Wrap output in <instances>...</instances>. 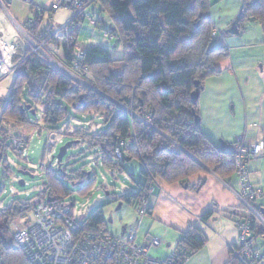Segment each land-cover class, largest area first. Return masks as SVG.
I'll return each mask as SVG.
<instances>
[{
  "label": "trees",
  "instance_id": "trees-1",
  "mask_svg": "<svg viewBox=\"0 0 264 264\" xmlns=\"http://www.w3.org/2000/svg\"><path fill=\"white\" fill-rule=\"evenodd\" d=\"M95 3L115 23L116 37L125 48L124 57L111 59L107 48L86 47L79 63V71L89 84L86 86L38 56L29 55L27 50L14 70L1 117L28 121V112L37 113L32 105L30 110H22L27 105L20 99L23 92L41 106L43 125L37 127L39 132L44 128L62 133L56 125L67 118L69 106L82 118L91 115L72 134L67 133L71 129L69 122L66 134L97 150L105 167L122 172L126 161L137 158L141 162L144 181L138 183L135 192L119 197L128 204L135 203L136 207L151 193L148 185L154 183L155 190L159 180L189 185L188 178L200 171H212L221 178L234 174L233 152L216 147L204 136L199 122H195V117H199L198 100L193 104L190 99L194 82H198L200 93L205 80L219 73L215 64L227 56L224 48H209L212 27L209 0H95ZM42 18L43 14L36 11L29 28L23 26L38 39H41ZM250 20L260 23L264 35V0H242L237 20L239 30ZM74 38H78L77 33ZM74 45L65 36L52 38L47 44L66 65L72 63ZM97 119L108 125L105 130H96ZM5 132L0 126V160L6 148ZM132 135L135 138L124 151L123 163L119 164L113 154L116 141L127 140ZM44 174L47 183H43L44 188L38 195L65 201L68 189L59 181L58 171L47 167ZM77 174L90 185L92 180L87 179L86 172L81 170ZM24 211H29L28 200L24 204L12 200L7 208L0 210V264H32L5 224L8 217L23 215ZM211 213L204 212L201 220ZM83 221L78 224L80 231L105 228L100 209ZM203 243L198 226H191L178 244L187 246L191 256Z\"/></svg>",
  "mask_w": 264,
  "mask_h": 264
},
{
  "label": "crops",
  "instance_id": "crops-1",
  "mask_svg": "<svg viewBox=\"0 0 264 264\" xmlns=\"http://www.w3.org/2000/svg\"><path fill=\"white\" fill-rule=\"evenodd\" d=\"M209 2L211 23L217 27L209 48H224L227 56L215 64L219 73L207 78L199 93V124L201 132L216 147L225 144L226 150L232 152L238 139L245 144L264 143V35L260 23L253 20L245 22L239 34L226 33L240 11L241 0ZM16 36L0 12V55L6 63L10 62ZM258 47L262 48L255 50ZM21 51L20 46L18 54ZM8 75L14 76V72ZM6 120L0 114V126ZM247 169L254 188L262 191V196L253 203L264 212V155L249 160ZM188 184L158 181L146 200L150 212L142 219L149 225L145 234L166 240L165 257L191 226H198L204 243L188 262L224 264L229 257L227 245L238 241L234 221L243 214L230 190L239 188L238 178L235 173L221 178L212 171H200L188 178ZM207 210L212 213L202 221ZM258 246L264 250V237L259 238Z\"/></svg>",
  "mask_w": 264,
  "mask_h": 264
},
{
  "label": "built area",
  "instance_id": "built-area-1",
  "mask_svg": "<svg viewBox=\"0 0 264 264\" xmlns=\"http://www.w3.org/2000/svg\"><path fill=\"white\" fill-rule=\"evenodd\" d=\"M95 5H97L95 0H54L48 10L49 22L40 29L41 39H38L29 34L9 14L3 0H0V12L17 35L11 48L9 70L0 73V78L13 73L29 50V55L38 56L44 63L72 80L89 86L82 72L79 71V63L83 59L85 48L77 43L74 34L77 33L78 25L85 20L95 28H100L103 24L101 15L93 9L90 10L91 6ZM59 9L69 11L70 16L61 24L55 25L53 14ZM36 11L44 16L45 9L38 8ZM24 34L27 35L28 46L23 40ZM104 34L109 39L115 38V27L105 30ZM215 34L216 29H212L211 35L215 36ZM64 36L75 42L70 65L62 62L47 46L52 38ZM20 46L22 54L17 52ZM19 55V59H13ZM3 64L5 63L2 60ZM138 118L142 119L140 116ZM134 138L132 135L127 140L116 141L113 154L119 164L123 163L124 151L130 147ZM52 143L54 144V141ZM11 146L22 155L29 148L28 138L14 136L11 139ZM48 147L51 149V145ZM232 152L239 188H230V190L239 201L243 215L236 219L238 241L236 244L227 245L229 257L224 264H264V250L257 244V240L264 236V213H261L253 203L262 195V191L254 188L247 169L249 160L264 155V143L259 141L245 144L238 139ZM148 189L152 192L154 183L149 184ZM70 206L62 199L55 201L34 196L28 199L29 211L32 214L30 220L18 222L17 216L6 219L13 239L32 264H186L190 258L188 247L184 244H178L165 257L152 256L149 251L164 245L165 240L151 234H146L143 241L138 243L137 233L132 231L127 234L125 230L121 236L113 235L103 227L93 231H80L78 223L70 216ZM137 208L141 216L148 214L149 207L145 199L137 204Z\"/></svg>",
  "mask_w": 264,
  "mask_h": 264
},
{
  "label": "rangeland",
  "instance_id": "rangeland-1",
  "mask_svg": "<svg viewBox=\"0 0 264 264\" xmlns=\"http://www.w3.org/2000/svg\"><path fill=\"white\" fill-rule=\"evenodd\" d=\"M28 1L29 2L24 0H3L9 14L19 24L27 26L28 28L29 23L36 17V10L38 8L45 9L44 16L39 24V28L43 29L49 22L48 10L54 0ZM241 6L242 0L240 9ZM91 9L101 15L103 24L100 28H95L88 20L81 22L77 28V43L84 48L88 46L107 48L111 59L123 58L125 48L122 42H117V37L109 39L104 34V31L107 29L111 27L116 28L115 23L107 13H99L100 10L98 5L91 6L90 10ZM239 13L240 11L238 14ZM69 16V11L59 9L53 14V24H61L69 18ZM212 29H216L217 32L216 26L212 25L211 31ZM211 31L210 37L212 39L214 36L211 35ZM219 38L220 36H218L217 40H219ZM23 40L28 46L27 35L24 34ZM213 41L214 39L210 41V48L212 47ZM260 48L262 47H258L255 50H260ZM22 53L23 51H21L20 54ZM128 54L131 55L132 52L130 51ZM19 58L20 55L13 59L17 60ZM260 65L259 63L258 72L261 70ZM261 74L263 73L261 72ZM13 80V75L0 78V114L13 84ZM20 99L24 104L32 105L37 110V113L33 115L28 112L29 124L25 121L12 119L2 122L6 131L5 138H7V140L5 142L6 148L3 158L0 160V210L7 208L12 200L24 204L28 199L39 196L38 194L44 188L43 183H47L44 170L50 167L54 171H58L59 181L68 189L65 201L69 205L72 204L70 206V216L74 222L81 225L84 222L83 220L87 219L93 211L100 209L105 221L104 227L109 233L121 236L122 229L125 228L127 234L131 231L136 232V241L141 243L143 237L146 235L145 233L149 230V225H147L145 221L142 222L143 217L147 214L141 216L138 213V208L135 203L128 204L119 199L120 195L135 191L138 183L144 181V177L140 173L141 162L137 158L126 161L124 163V171L122 172L117 169L103 166L97 150L90 149L87 143L80 140L78 141L71 135L66 134L65 131L67 124L70 122V127L73 130L69 134H72L76 127L84 125L87 120L91 119V115L87 116V118H82L81 114L69 106L67 118L56 125V129L62 133H53L51 130L47 131V129L45 130L44 128L40 133L38 126L42 127L43 125L41 106L37 105L26 92L20 94ZM97 122L99 124L96 128L97 131H103L108 126L105 124L103 125L101 119H97ZM52 134L54 137H52ZM13 136L28 138L29 148L21 155L22 157H20V154L11 146V139ZM53 141L54 144L52 143ZM67 142L75 143L67 149L59 167L54 156L57 155L60 147ZM49 145H51V149L48 147ZM81 170L86 173L90 172L92 180L90 185H88V180L79 178L77 173ZM21 171H26L28 174H22L20 173ZM21 180L24 181L23 185L20 184ZM261 196L262 195H260V197ZM260 211L264 213L262 210ZM17 217V221L20 222L25 219L30 220L32 214L30 211H24L23 215H18ZM5 224L8 227L6 220ZM261 237L263 238L264 236ZM258 242L259 239L257 240V244ZM166 243L165 240L164 245L159 248L151 249L149 253L155 257H164L163 249L166 247ZM172 249L173 247L167 252H170ZM190 257H192V255ZM186 264L190 263L187 261Z\"/></svg>",
  "mask_w": 264,
  "mask_h": 264
},
{
  "label": "water",
  "instance_id": "water-1",
  "mask_svg": "<svg viewBox=\"0 0 264 264\" xmlns=\"http://www.w3.org/2000/svg\"><path fill=\"white\" fill-rule=\"evenodd\" d=\"M239 16H240V13L232 21L230 27L226 30V33L235 34V35L236 34H239V29H238V25H237V20H238ZM117 42H120V39H117ZM194 86H195L194 90L191 91V93H190V99H191V102L193 104H195L197 102L198 98H199V88H198V82L197 81L194 82ZM22 110H26V111L27 110H30V105H24V106H22ZM31 114H33V115L35 114L34 110H31ZM199 121H200L199 117L196 116L195 117V122L198 123ZM72 143L73 142H67L66 144L62 145L60 147L57 155L54 156L56 158V161H57L59 167H60V164H61V161H62L63 156L67 152V149L72 145ZM222 148L223 149H226V145L225 144H222ZM0 158H1V154H0ZM20 173H22V174H28V172H26V171H21ZM89 178H90V172H87V179H89ZM20 184L23 185L24 184V181L21 180L20 181ZM123 233H124V228L122 229L121 234H123Z\"/></svg>",
  "mask_w": 264,
  "mask_h": 264
},
{
  "label": "bare ground",
  "instance_id": "bare-ground-1",
  "mask_svg": "<svg viewBox=\"0 0 264 264\" xmlns=\"http://www.w3.org/2000/svg\"><path fill=\"white\" fill-rule=\"evenodd\" d=\"M10 24V23H9ZM10 26H11V24H10ZM12 27V26H11ZM12 29H13V27H12ZM14 30V29H13ZM15 31V30H14ZM2 60L4 61V58H3V56H2V54L0 55V73H6V72H8V70H9V66H10V62L9 63H6L5 61H4V63L5 64H3L2 65Z\"/></svg>",
  "mask_w": 264,
  "mask_h": 264
}]
</instances>
